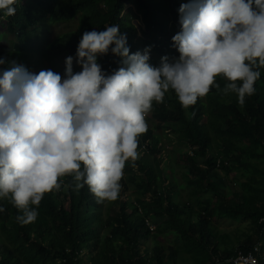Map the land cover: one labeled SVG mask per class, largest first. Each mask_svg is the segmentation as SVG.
<instances>
[{
  "label": "trees",
  "instance_id": "1",
  "mask_svg": "<svg viewBox=\"0 0 264 264\" xmlns=\"http://www.w3.org/2000/svg\"><path fill=\"white\" fill-rule=\"evenodd\" d=\"M182 3L186 1L17 0L15 15L5 14L7 34L17 42L0 46V57L7 61L0 70L15 61L32 73L57 71L55 62L63 54L76 56L85 31L113 24L126 34L130 53L152 46L158 60L148 63L159 66L162 56H179L172 37L181 31ZM130 15L138 23L129 22ZM73 19V30L55 38L47 35L52 24ZM45 31L41 36L48 40L40 51L35 42ZM119 61L110 51L98 57L108 73ZM254 70L261 75L243 106L235 93L223 95L215 86L188 108L171 89L162 103L153 102L156 126L146 120L147 132L137 138L138 159L125 163L119 196L108 201L106 214V200L99 201L87 185L75 191L71 176L61 177L60 190L32 206L38 216L28 224L17 221L22 212L10 199L0 198V264H233L237 249L254 251L260 242L264 264V68ZM227 82L216 79L221 89ZM169 144L192 150L180 151L188 169L180 182L173 172L164 173L172 167L166 160ZM237 181L241 187L232 188ZM151 217L158 221L154 231L146 225ZM243 220L253 230L239 248H230L220 225Z\"/></svg>",
  "mask_w": 264,
  "mask_h": 264
},
{
  "label": "clouds",
  "instance_id": "2",
  "mask_svg": "<svg viewBox=\"0 0 264 264\" xmlns=\"http://www.w3.org/2000/svg\"><path fill=\"white\" fill-rule=\"evenodd\" d=\"M16 3L0 0V10L15 15ZM178 12L181 31L172 41L179 56L164 55L159 66L148 63L152 46L130 53L113 24L83 33L63 76L15 61L0 70V198L22 212L19 223L36 220L32 206L59 191L61 177L71 176L75 191L87 185L99 201H115L153 102L170 89L183 108L213 86L235 93L241 106L255 93L261 73L254 69L264 68V0H187ZM109 51L120 58L111 73L98 63ZM217 77L228 81L222 89Z\"/></svg>",
  "mask_w": 264,
  "mask_h": 264
},
{
  "label": "rangeland",
  "instance_id": "3",
  "mask_svg": "<svg viewBox=\"0 0 264 264\" xmlns=\"http://www.w3.org/2000/svg\"><path fill=\"white\" fill-rule=\"evenodd\" d=\"M185 1L187 2V0H185ZM4 17H5V20H2L1 14H0V46H4L5 43L10 44V43H16L17 42L16 39H14L13 37H11L10 35L7 34L6 15H4ZM76 19H73L72 21L67 22V23H54V24H52L51 25V31L48 32L47 35H52L55 38L56 36H58L60 34H63L65 32H69V31L73 30L74 28H76V26H74L77 22ZM128 21L138 23V19H136L132 15L129 16ZM43 33H47V32L45 31V32L40 33V36ZM44 36H46V35L44 34ZM42 38L43 37L41 36L40 39H42ZM46 40H48V39H46ZM46 40L42 39V40L36 41L35 42V45H37L36 48L40 51H44L46 48L45 47ZM68 56H69L68 53H66V55L63 54L60 57V59L55 62L56 66H57V71H55V72L60 73L62 76H63L64 71H65V58ZM22 58H25V56H22ZM150 58H154L155 60H158V58L154 54H152L151 52H150ZM73 70H74V72L80 71V67L75 63V59L73 61ZM152 114H153L152 111H150V113L146 117V120H148L151 123V125L156 126V119L153 117ZM166 149H167L166 160H169V163L172 165V167H166L164 169L165 170L164 173L169 175L173 172L172 174L176 175V177H177V182H180L181 175L188 173V169L185 167L186 166L185 160H184L183 156L181 155V153L183 151H188L191 153L192 150H191V148L178 147L175 144L166 145ZM176 150H179V153L175 152ZM180 151H182V152L180 153ZM199 162L201 165L204 164L203 159H200ZM230 181H232V180H230ZM231 186L234 189L241 187L240 183L238 181L233 183V185H231ZM184 198H186V197H184ZM107 203H108V200H106L105 204L102 207L104 214H106V212H107ZM150 219L152 220V222L154 224L157 225L158 221H156L152 217ZM220 229H221L224 236L226 235L227 237H229V239H230V241H229L230 246L229 247L230 248L232 247V245L239 248L238 246L240 245V243L242 241H244L246 236L248 234H250L253 230L250 223L246 220H243L242 222L225 221L220 225ZM260 244L263 245V242H260ZM263 259H264V257H263Z\"/></svg>",
  "mask_w": 264,
  "mask_h": 264
},
{
  "label": "built area",
  "instance_id": "4",
  "mask_svg": "<svg viewBox=\"0 0 264 264\" xmlns=\"http://www.w3.org/2000/svg\"><path fill=\"white\" fill-rule=\"evenodd\" d=\"M1 18L2 20H5V12L3 10H0ZM222 162L219 160L218 164H221ZM260 224H264V219L260 220ZM146 225L149 227L151 231H154L156 229V224L152 222V220L149 218L146 220ZM263 233H264V227H263ZM261 247L262 244H257L254 247V251H244L242 249H237L235 251L234 257L231 259V262L233 264H261Z\"/></svg>",
  "mask_w": 264,
  "mask_h": 264
}]
</instances>
